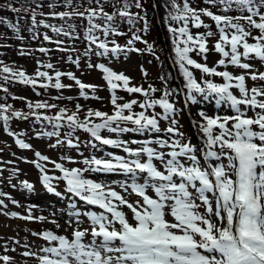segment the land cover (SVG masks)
Wrapping results in <instances>:
<instances>
[{"label":"snow or ice","instance_id":"1","mask_svg":"<svg viewBox=\"0 0 264 264\" xmlns=\"http://www.w3.org/2000/svg\"><path fill=\"white\" fill-rule=\"evenodd\" d=\"M72 0H66L67 4H71ZM216 3L217 0H210ZM219 3L225 5V11L230 9L233 4L239 10H247L249 15L243 17H229L225 15H217L206 9L197 11L189 6L185 0L182 7L173 0L172 7L175 14L170 13V18L174 21L182 22V26L178 28L169 27V31L174 36H179V40L173 41L176 45L175 52L177 62L179 63L182 74L185 77L188 89V100L196 102V96L193 92L201 94L204 100L215 99L219 106L228 103L231 109L236 113L234 116L224 117H208L201 112L206 123L200 124V130L204 133L205 147L204 159L206 167L201 166L195 152V146L190 143L181 144L179 140L157 139V143L161 148H170L167 153L157 151L155 148L148 146L151 141H144L143 146L138 149L127 147L122 142L113 139L102 138L99 134L101 129L107 128L111 132H140L155 131L160 132L157 116H146L145 113L124 115L123 110L132 108L136 104V100H132L122 105L117 104V97L114 92L112 95V103L115 106V112L107 115L101 111H88V116L101 117V123L92 124L82 122L76 113L66 117L68 125L73 130L82 128L91 133L96 139L103 144L123 147V151L128 153L132 159H126L123 156H113L111 160H101L93 158L86 161L90 165L92 171L107 173H122L128 179L120 184V187L127 191L129 188L141 199L134 203L129 202L120 193L112 188L101 185L90 179L83 177L81 169H65L61 164L56 163L55 167L63 173L62 178L66 181L67 191L79 197L88 205H96L103 211L100 213L88 211L84 215L92 222L90 243H84L83 238L87 233L85 230H74L72 239H68L64 235H56L52 231L42 233H34L40 235L49 242H58L55 246L45 247L42 251L45 255L39 258L40 264H264V101L258 100V96H264V89L252 88L249 90L245 86V76L243 74L233 76L228 71H217L216 68H209L205 64L197 63L193 60L189 53L198 51V54H205L209 51L206 38L215 35L208 31L204 34L193 36L189 30L188 24L191 20L196 28L205 27L201 20V15L210 17L216 22L217 29L220 34L219 40L215 43V50L224 58H229L228 63L243 69H250L249 63H242L241 57L249 58L254 54L256 58L264 60V14H261L259 8L264 5V0H259L256 4L254 0H219ZM137 7H140L137 0ZM11 7V6H9ZM125 7H128L125 5ZM17 11V9H12ZM74 13H58L61 17L70 16ZM84 16L85 13H75ZM97 15H103L107 21L113 20V15L104 13L103 8L97 10L89 9L88 20L91 27L87 30V38L93 44H96L102 52L97 55H107L109 52L118 54L123 51L121 46L115 44L109 48L106 42H98V38L91 35L94 29H103L104 35L107 36L111 31L113 34L122 35L116 31L110 24L99 25L93 23V18ZM121 16L129 18L132 23V17L127 11H121ZM259 16V22L254 19ZM35 23V13L32 16ZM246 20L248 24L258 29L260 35L253 37L254 43L248 42L251 32L245 30L239 23V20ZM236 22H233V21ZM229 30H231L229 32ZM53 31H61L53 28ZM46 40L48 36L44 37ZM141 37L134 35L132 40L128 41L131 46L133 41L140 40ZM183 47H180V44ZM226 46L230 47V51L225 50ZM243 48V52L239 48ZM132 51H140L139 49L130 48ZM149 50L151 46L149 45ZM40 51H45L40 49ZM219 65H225L226 60L220 59ZM187 66H193L209 75L220 76L224 79V83L217 84L212 81H205V87L198 83ZM51 68L52 65H47ZM92 67V65H89ZM104 75V79L108 82L109 89L114 90L117 84L113 81H122L125 90L129 93H141L146 97L140 107L153 108L158 105L163 109L162 119H167L169 115L174 114L175 108L169 102V92L165 91L159 99L148 98L149 91H157L151 85L148 90L142 87H130V78L123 73H116L103 64H98ZM4 72L11 71L5 67ZM40 77H49L47 72L36 73ZM62 73L56 72V83L54 87L57 89L65 87L60 82ZM69 78L75 79L76 84L81 88V95L85 93L83 89L92 88V85H85L76 79L72 73L66 74ZM19 78L24 83L35 84V80L26 77L24 72L19 73ZM253 80H264V73L259 75L252 73ZM46 87L47 85H42ZM236 88L240 92V97L235 96L230 89ZM240 105L249 106L252 109L259 108L261 112L256 113V117L248 118L246 113L241 110ZM31 107V105H30ZM36 108L54 107V105H46L37 103ZM4 108L0 105V110ZM79 108V105H77ZM65 110L61 109L55 118L43 117L50 122L55 119H61V113ZM15 117H24L21 112H13ZM33 115H36L33 113ZM0 118L4 121L9 119L0 111ZM26 118V117H24ZM41 117L36 116L39 120ZM120 121L131 122L136 127L127 128L120 127ZM229 121H232L231 128L228 127ZM113 123L116 127H113ZM175 120L172 121L174 125ZM252 125H257L259 131H253ZM56 123V128H59ZM214 128H219V133L214 134ZM164 131L174 135L182 136L174 127H168ZM15 135L14 133H10ZM44 135H59L58 131L44 133ZM259 140L260 143L255 141ZM16 143L21 148H30V145L21 139H17ZM59 143V141H57ZM72 143L71 140L68 141ZM218 147V151L216 148ZM145 155L146 160H141V155ZM36 156L40 160L47 161L48 157L42 156L39 152ZM166 156L168 157L166 159ZM181 158L186 159L189 163L185 164ZM209 158L221 161L226 158L228 163L225 164L208 163ZM159 160L163 165L164 171H161L154 163ZM38 168L42 166L37 163ZM141 174L143 182H138ZM179 178V182L176 181ZM234 177V178H233ZM48 175H43L42 180L49 192H53ZM24 187L31 190L32 185L24 182ZM151 188L155 193V198L148 195L147 189ZM189 188L194 189L199 200L206 206L208 214H214L219 221L218 226L211 220V215L205 216L196 211L199 207L194 199L193 193ZM208 193L212 194L215 199V207L209 199ZM60 195V193H56ZM114 201H118L114 203ZM170 202V203H169ZM127 206L132 212L130 222L126 214L120 210V206ZM170 209V214L174 217L175 222L166 219L165 209ZM110 213L111 216L106 215ZM16 216L17 213H11ZM79 216L80 213H75ZM22 219H33L31 215L21 217ZM38 219L43 220L44 217ZM79 223V221H77ZM119 224V228L115 227ZM199 236V240L196 237ZM97 238H100L99 243ZM119 241V246H114ZM199 249H204L208 253H218L219 255H204ZM118 253V255H111ZM24 255H34V253L25 252ZM4 261L10 258L7 256L0 257Z\"/></svg>","mask_w":264,"mask_h":264},{"label":"rangeland","instance_id":"2","mask_svg":"<svg viewBox=\"0 0 264 264\" xmlns=\"http://www.w3.org/2000/svg\"><path fill=\"white\" fill-rule=\"evenodd\" d=\"M77 2L81 4H86V0H75L71 2V4L72 3L74 4ZM25 3H22L21 0H0V8L8 9V10L17 9L16 12L22 14V16L20 14H17V15H19L23 20H26V21H29V19L33 20L32 16L34 12L35 22L39 24L44 21H50V20L53 21L54 19H57L54 14L65 11L64 8L67 7L66 6L67 3L65 0H39V3H41L42 7H46L50 5V6H53L52 9L35 7L32 5V2L29 3V0H26ZM20 4H23V5H20ZM26 6L28 8V11H26ZM91 6H93V8H87V7L85 8L86 18L88 17L89 9L97 10L99 12V9L103 8L104 13L111 14L113 15L114 18L117 17V15L121 11L129 10L128 9L129 7H127V8H121L117 11H110L106 6L102 5L101 3H93V5ZM147 8H151V6L148 5L143 14L147 12ZM211 8L218 10L220 7L211 6ZM152 9H153L152 12L155 13L156 11L157 14L160 10L159 6L156 3L154 4V8ZM67 12H71V11L67 10ZM75 12L76 11L73 12L74 13L73 15H70L71 18H74L75 16H77ZM262 12L263 13L261 14H264V11ZM130 14H134V13H130ZM200 18L204 24L214 23L208 16L201 15ZM93 19L97 21L100 20L102 22L101 23L102 26L106 25V23L109 22L107 21L106 17H104L103 15H97ZM254 19H256L259 22V17L254 18ZM233 22H236V21L234 20ZM240 24L242 26L245 25L244 22H240ZM49 26L50 25H48L47 27ZM86 30H87L86 26H82L81 29L77 28L75 31H72V34L75 33L78 36H81V34L84 33ZM127 30L128 31H125L126 33L131 32L130 33L131 36L127 40H132L134 33L138 32L139 29L135 30L133 28H128ZM160 31L162 33V36L165 37L164 31L162 28H160ZM248 31L251 32V36L248 37V42L254 43L255 40L253 39V37L259 36L260 32L258 29H255V28H251ZM36 32H40L38 33V37H41L44 33L47 34V31H43V29L41 28L36 30ZM141 32L142 31H139V33ZM196 33L204 34L207 32L203 29H199ZM8 34L9 33L7 32H0V104L3 105L4 108H7V109L3 108L0 111H3V113L8 115L9 118H14L16 120L20 119L23 121H32L35 123H41L43 121L50 123L49 120H45L43 119V117L46 116L49 118H55L57 116V113H54V112H59L57 108H49L50 111H52V112H49L47 110H44L43 108L38 109L35 107L37 103L42 104L43 97H36L33 93H31V90L32 89L45 90L44 89L45 87L42 86L45 84L42 82L49 83L47 90L54 91V93H57L53 95L52 97L53 99H57L58 101H65V100L69 101L70 98H72L73 96H76L75 101L77 102H80L81 99L83 98L93 99L92 103L94 104L89 103L90 105H97L96 108L92 109L93 112L101 111L103 113H106L107 115L114 114L116 109L112 103L113 92L115 96L117 97V101H116L117 104L122 105L132 100L137 101L136 104L132 105V108L130 111L128 109L123 110L124 115H129L130 112L131 114H136V113L143 111L144 113H149L148 115L150 116L154 113H158L162 111V108L158 105L154 106L153 108H143L142 109L140 107V103H143L146 97L142 95L141 93H129L127 90H125L122 81H113L118 86L116 89L110 90L108 82L103 78L102 70L98 69L96 65H94L93 67H89V65L88 66L86 65V60L90 58L85 57V54L87 51L93 48V45L87 43L84 39L81 38L83 41L81 40L76 41L74 40L76 36H74L73 34V35H68L70 37L69 40L63 41L62 44L56 43L55 45H52V44L48 45V44H44L41 42L26 43L32 37L28 38L27 36H23L21 37L22 41L18 44L16 43V40H18V38H14L17 36L13 34H9V35ZM147 35L149 36V39L147 41H145L144 39L143 44L139 43L138 41H133V44L135 42H138L139 45H141L142 47L149 48V45H150L151 48H156V40L154 38V35L152 34H147ZM219 38H220L219 34H215L213 36L207 37L206 46L208 47L209 51L206 53L207 54L206 58L194 57V60L197 63L205 64L207 65V67L212 68L213 65L218 62V58L214 54L218 52L215 50L214 46H215V43L219 40ZM117 40L119 42L124 41V39H117ZM106 41H109L111 42V44H113L112 39H106ZM36 48L44 49L45 51L38 52L37 50H40V49H36ZM241 48H239V50ZM55 49H59L58 53L60 57H63L62 59H58L56 57L57 54L55 52ZM166 49L168 53L171 54L169 51L168 45L166 46ZM225 50L229 51L230 47L226 46ZM45 52L47 53L50 52V54L49 55L43 54ZM219 55L220 57H222L220 53ZM21 57H25V58H21ZM163 58L165 57L164 56L160 57V59H163ZM168 63H172V65L174 66V62L172 60L168 61ZM49 64L52 65L51 68L47 67V65ZM5 67L9 68L11 71L4 72L3 69ZM107 67L115 71L118 74L123 73L124 75L128 76L130 78V81H129L130 87H133V86L142 87L145 90H148L149 86L153 85L154 75L158 73V69L154 68L155 67L154 62L151 60L147 64H144L143 66L136 63L135 60H130V61L121 60L118 63H110ZM217 70L227 71L230 69L222 68V69H217ZM21 71L25 73L26 77H31L33 80H35L36 83L29 84V83L22 82L19 78V73ZM38 71L47 72L49 77H51V79L49 80L47 77L37 76L36 73ZM56 72L62 73L60 77V82L63 85H65V87L60 88V89H57L56 87H54V84L56 83V76H55ZM198 72L200 75L203 74L201 71H198ZM231 72H232V75L234 76L243 74L245 76V86L248 89V84L246 83L248 76L245 73V71L241 70L239 72L238 71H231ZM231 72L229 71V73ZM67 73H72L76 79L80 80L85 85L93 84L92 86H94V89L85 88L83 89V91L86 95L80 96L79 93H81L82 91L81 88L79 87V85L76 84L75 79H71L66 75ZM198 79L199 78H197V80ZM175 80L180 82V79L178 77L177 79L176 77H174V81ZM253 83L257 89H263L260 83L254 82V81ZM184 90H185V87H184ZM184 90L183 88H181L182 102L185 105L184 107L186 111L184 108L183 109L186 115L185 118L187 119L186 121L185 119L183 120L186 122V125H183V126L168 125V127L171 126V127L176 128L178 130V133H182L183 135L182 136L174 135L172 133H168L164 131L156 135V139L159 138L163 140H168L169 143H171L172 140H179L181 144L190 143L191 145L195 146V149H196L195 154L198 160L200 161L201 166L206 167V162L204 159V151H207L206 147L204 146L206 137L204 136V133L200 130V124L206 123V121H204L203 117L200 114H198V111L196 112L194 105H191V103L188 102V99H186V93ZM231 91L235 96H237L238 98L240 97V92L238 89L232 88ZM249 94H251L250 91H249ZM258 97H259V100L264 101L263 96H258ZM148 98L154 99L153 92L149 91ZM169 100L171 101V97ZM173 101L171 102L172 104H173ZM30 105H31L32 111L30 110ZM221 107L222 106H220V108ZM44 108H48V107H44ZM241 108L246 113V117L253 118V119L256 117L257 112L255 109H252L251 107L245 106V105H241ZM17 111L24 114V117L26 118L13 116L12 113L17 112ZM33 113H35L36 115H33ZM68 115H71V114L61 115V119L59 121H56L55 119H53L51 123L54 125H56V123H59L60 127L67 128V129H70L71 131L77 132V129L73 130L72 128L69 127L67 119H66ZM205 115H207L208 117L229 116V115L222 114L219 112H216V113L210 112L209 115L208 114H205ZM36 116H40L41 118L37 120ZM77 117L79 118V120L83 119L82 122L90 121L89 124L101 123L99 121L103 119L101 117H95L94 115L91 116L93 117V119L90 118L88 116V111L82 116H77ZM165 122L166 121L164 119H160L158 122V125L162 128ZM123 123H130V122H127V121L119 122V124H123ZM231 125H232V121H229L228 127L231 128ZM255 129H256V126L253 125L252 130L258 131ZM200 131L202 135H200ZM219 131H220L219 128H214V134H218ZM28 132L30 133V128L16 127L13 130L11 129V133H14L15 135L11 134L12 136H7L10 141H3V138L5 137L0 134V154L5 152L4 150L6 149L5 147L16 146L15 138L24 137V140H27V137L25 136H27ZM129 142H134V141L130 140ZM42 146L43 145L41 144L38 147H36L34 150H39L41 152L46 153ZM129 146H131L132 149H138V148H141L143 145L139 143L135 145L132 144ZM152 147L155 148L157 151H161L164 153H167L169 150H171L170 148L169 150L166 149L167 147L165 148L159 147L158 149L157 147L154 146V144H152ZM48 150L51 151L52 148H49ZM216 150L217 151L219 150L218 147L216 148ZM58 151L60 152L61 150L59 149ZM46 154L47 156H50L51 159L55 158V160H57L56 157L54 156L55 154L54 155L52 153H46ZM2 158L3 157H1L0 155V211L2 212V214H7L9 218L10 217L12 218L11 213H15V212L20 213V217L14 216L16 217L14 219L21 226L26 227L25 230L27 234L26 238H27V244H28V245H24V243H22L15 247L12 246V248L10 247L9 249H3L0 244V254H1L0 256L2 257L4 255L10 258L8 261H5L6 263L8 264H32L33 262L32 260L34 259L35 255H39L42 252V249L45 248V247H37L35 245L34 243L35 236L40 237V235H34V233H41V231L44 229L45 230L50 229L54 234L64 235L68 239H72V233L74 230L87 229L88 231L83 239L86 240V243L91 242L92 222L87 216L84 215V213L88 211L82 208L83 204L78 203L77 201L76 203L74 202L72 205H70L71 207L73 206L78 207L77 212L80 213L79 216L75 214H72V215L69 214L70 216H65L67 212L72 213V210H70V208H65L64 206L65 202L62 203V205H60L61 207L57 209V204L56 202L53 201L54 197L48 198L46 196V194L49 192L48 189L43 188L42 186L40 188L39 176L34 174L36 172L35 169L33 170L32 168H30L25 163L24 159L22 161H19V165L13 166L11 164H6ZM146 158L147 157L143 154L140 157L142 161L146 160ZM167 158L168 157L166 156V159ZM12 159H18V156H14V157L12 156ZM181 159L183 160L185 164L189 163L186 159L184 158H181ZM58 161L62 163L65 169L70 170V169H73V167L77 169H81L80 168L81 166L77 167L71 164L70 167H67V165L64 162L60 160ZM79 162H81L80 158H79ZM153 162H155V164L161 171H164L163 165L161 164L159 160H154ZM221 162L225 164V166H227L228 161L226 158H222L221 161H216L213 158H209L208 160V163H212L213 165H215L216 163H221ZM87 169L89 172L92 171L91 168H87ZM87 174L88 173H86V175ZM114 174L115 173H113L109 177L103 176V179L106 180V182H103L104 185L110 188L114 187L115 191L120 193L125 199H127L131 203H134L136 200H138L137 195L133 193L130 188L127 191H125L124 189L120 187V184L124 181L122 182L118 181V179L114 176ZM25 177L32 185L31 190H29L28 188L24 190V192H26V196L33 194L31 191L37 192L38 195L43 194V197L46 196L47 199H45V204H49V205H47L48 207L45 210L35 209L34 207L37 206L36 203L27 201L28 200L27 197H24L23 194L19 196L15 193L18 189L21 188V182L23 178ZM175 179L177 182H179L178 177H176ZM138 182L142 183L143 180L139 179ZM9 186H12V188H9ZM41 189H44V190L42 191ZM147 191H150V193H152L155 196V193L151 188L147 189ZM189 191L193 193V199L195 203L199 206L196 209V211H198L199 213L205 216L211 215L212 222L216 223L219 226L221 221H219L214 214L207 213L206 206L199 200L194 189L189 188ZM207 195L209 196V199L211 200L213 207H215V199L212 197V194L208 193ZM55 196L60 197L59 195H55ZM41 199L42 198H38V200H41ZM114 203L118 204V201H114ZM120 210L125 212L130 222L134 223L132 219V212L130 209L127 208V206L121 205ZM93 212L100 213L99 210L96 208L93 210ZM165 212H166V219L169 220L170 222H175L174 217H172L170 214V209L166 208ZM41 214L44 215L45 219L43 220L38 219L39 217H42ZM29 215H31L33 219H22L21 218V217H26ZM106 215H109V217L111 216L110 213H106ZM77 221H79V223ZM5 226L3 224L0 225V239L2 238L6 239L7 237V235L6 236L2 235V231L5 230ZM115 227L119 228V224L117 223ZM7 231L9 230L7 229ZM196 239L199 240V236H197ZM99 241H100V238H97L98 243ZM114 246H119V241H116ZM199 251L204 255H209V256L219 255L218 253H208L204 249H199ZM25 252L34 253V255L26 256L24 255ZM111 255H118V253H113ZM0 262L2 263L1 260ZM38 263H40V261Z\"/></svg>","mask_w":264,"mask_h":264},{"label":"trees","instance_id":"3","mask_svg":"<svg viewBox=\"0 0 264 264\" xmlns=\"http://www.w3.org/2000/svg\"><path fill=\"white\" fill-rule=\"evenodd\" d=\"M66 1V0H65ZM75 0H72V2ZM22 3H25L26 0H21ZM32 2V5L38 8H47V9H52L53 6H46L42 7L41 3H39V0H29V3ZM185 0H175V3L179 5L180 7L183 6ZM256 4H259V0H254ZM28 3V4H29ZM60 3V2H59ZM93 3H101L102 5L106 6L110 11H117L121 8H127L125 5H127L129 10H126L128 13H134L130 14L132 17V23H129V18L126 16H121L120 13L117 15V17L113 18L112 22H107V24H110L113 28L116 29L117 32L122 33V35H116L113 34L111 31L107 36L104 35L103 29H94L91 35H94L98 38V42L100 41H106V39H112L115 44H118L121 46V49L123 51L119 52L118 54H112L109 52L107 55H97L98 52H102V49H99L96 44H93L89 41L87 38L88 35V29L91 27L88 21V17L86 16H80L76 14L74 18H71V16H65L61 17L59 15H55L57 19H54L53 21H44L39 24L37 22H32L33 20L29 19V21L23 20L19 15L20 14L16 11L13 10H8V9H3L0 8V32H7L9 34L16 35L18 40H16V43H20L21 37L27 36L32 37L29 39L28 42H41L44 44H52L55 45L56 43H63V41H68L69 36L68 35H73L76 36L74 40L76 41H83L84 39L87 43L92 44L93 48L90 49L89 51L86 52L85 57H89L90 59L86 60V65H98V64H103L105 67H107V62L108 61H114L117 59H120L122 57H131L134 56L137 60V62L140 65H144V62L148 63L150 60L154 62V68L158 69V73L154 75V82L152 87L155 88L157 91L153 92L154 99H159L165 91L169 92L168 100L171 97V103L173 100V105L175 108V112L172 115H169L167 119H164L166 122L163 124L162 129H167L168 125L172 126H183L185 125V122L182 117H184V110L182 111V93H181V88H183L186 85V80L184 75L181 72L179 63L177 62V56L175 52V47L176 45L173 43L174 39L179 40V36H174L172 32L169 31V27L173 28H178L182 26V22L174 21L170 18V13L175 14L174 9L172 7L173 0H139L140 7H137V0H86V4H81L79 2L77 3H72V4H66V8H64L65 11L70 10L71 12L68 13H85L86 14V7L87 8H93ZM157 4L159 6V12L158 14L152 12V8H154V4ZM187 3L189 4L190 7L193 9H196L197 11H200L202 9H206L208 11L213 12L214 14L217 15H225L229 17H243L249 15L247 10H239L235 4L232 5L230 9L225 11V5H222L219 3V0H217L216 3H211L210 0H187ZM26 4V3H25ZM23 5V4H20ZM151 6V8H147V12L145 14L144 11L147 6ZM146 6V7H145ZM211 6H218L220 7L218 10H215L211 8ZM141 9V10H139ZM26 11H28V8L26 6ZM260 13H263L264 11V5H261L259 8ZM58 14V13H57ZM22 16V14H20ZM259 16H255L254 18H258ZM210 18V17H209ZM211 19V18H210ZM212 20V19H211ZM214 23L213 24H206L208 25L207 28L205 27H200L196 28L193 26L191 20L189 21L188 27L193 36H196L198 33H196L199 29H203L206 32L211 31L215 34H219V31L217 29L216 22L212 20ZM240 22H244L245 25L243 26L245 30H249L252 27L248 24L246 20H239ZM93 23H98L101 25V21H97L93 19ZM50 25L49 27H47ZM82 26H86L87 30L81 34V36H78L77 34L73 33L72 31H75L77 28H80ZM242 26V25H241ZM39 28L43 29V31H47V34L44 33L41 37H38V33L36 30ZM53 28L60 29L61 31H53ZM128 28H133V29H139L138 32H135L134 35H138L141 37L140 40H136L139 43L143 44L144 39L147 41L149 39V36L147 34H152L154 35V38L156 40V48H149L147 47H142L139 45L138 42H135L131 46L128 44L127 40L131 36V32L126 33L125 31H128ZM160 28L163 29L165 37L162 36V33L160 31ZM139 31H142L139 33ZM231 30H229L230 32ZM8 34V35H9ZM220 35V34H219ZM48 36L49 39H45L44 37ZM258 37V36H257ZM82 38V39H81ZM117 39H124L123 42H119ZM86 43V44H87ZM108 44L109 48L113 47L114 44H111V42L106 41ZM113 45V46H111ZM169 46V51L171 54L168 53L166 46ZM180 47H183V44H180ZM130 48H135L139 49L140 51H132L129 50ZM40 49V48H36ZM35 49V50H36ZM155 49V50H154ZM40 52V50H37ZM230 51V50H229ZM240 52H243V48L239 50ZM55 52L57 54L58 59H62L63 57H60L59 55V49H55ZM43 54L49 55L50 52H45ZM218 61L220 59H225L226 63L225 65H219L218 63H215L212 68L217 69H222L225 68V66H228V68L231 71H241L244 70L245 73L248 76V79L246 83L248 84V90L250 91L252 88H256L254 86V82H258L264 87V80L261 79H256L253 80L251 78L252 73H255L259 75V73H264V60H260L259 58H256L254 54L250 55L249 58H244L241 57L242 63H249L251 65L250 69H243L238 66L232 65L228 63L229 58H224L220 57L219 53H214ZM207 55V54H206ZM161 56H164L165 58L160 59ZM189 56L194 60V57H201L205 58V54H198V51H193L189 53ZM220 57V58H219ZM25 58V57H21ZM173 61L174 66L172 63H168V61ZM58 61V60H56ZM189 71L192 72L193 77L195 80L201 84L202 87H205V81H212L213 83L217 84H222L224 83V79L220 76L216 75H209L207 73L202 72L200 69H197L193 66H187ZM100 69V68H98ZM256 69V71H255ZM101 70V69H100ZM198 71H201L203 74H199ZM222 72L221 70H217ZM103 72V71H102ZM104 73H103V78H104ZM234 76V75H233ZM174 77H177L180 79V82L177 80L174 81ZM197 78H199L197 80ZM45 85H47L44 89L45 90H39V89H32L31 93H33L36 97H43L42 104L46 105H54V107H48V108H43L44 110L50 111L49 108H57L58 111L63 108L65 110L64 113H61V115L65 114H73L76 113L77 116H80L79 113L82 115L85 114L87 111L92 110L97 107V105H90L94 104L92 103V99L90 98H83L81 99L80 102L75 101L76 96H73L70 98L69 101H58L57 99H53V95L57 94L54 93V91L47 90V87L49 86L48 82H42ZM178 83V85H177ZM93 85V84H90ZM91 89V88H87ZM185 93H186V99H188V89L185 87ZM80 96L81 93H79ZM86 95V94H85ZM84 95V96H85ZM193 95L196 96V102L193 103L192 101L188 100V102L191 103V105H194L195 110L197 109L198 113H205L204 109L207 110H214L213 108L207 107L209 105L212 106H217L215 99H209V100H204L203 96L201 94L193 92ZM48 96V97H46ZM1 105V104H0ZM77 105H79V108H77ZM74 106V107H72ZM7 109V108H4ZM40 109V108H38ZM31 110V107H30ZM32 111V110H31ZM59 112H54V113H59ZM149 113H145L146 116H148ZM4 115H6L4 113ZM156 116H162L163 115V109L162 111L158 112L155 114ZM232 115V114H230ZM8 116V115H6ZM93 119V117H90ZM91 119V120H92ZM83 119H80L82 121ZM175 120L176 123L173 125L172 121ZM93 121V120H92ZM89 122V121H85ZM99 122H102L99 121ZM92 124H89V127H91ZM120 127H127V128H134L136 127L133 125L131 122L130 123H123L119 124ZM4 127H7L9 131L11 129H15L16 127H25V128H30V133H27V140L31 141L34 144V147H37L41 143L44 144V142L53 147L60 156L58 158L62 159L65 161L67 164H70V159L73 158L74 161H76V158H83L82 161H85L84 156H88L92 154L94 151L95 153H107L113 150H116L115 146L112 145H106L103 144L100 140H96L90 132L82 129V128H76V131H71L70 129L67 128H62L59 126V128H56V125L52 124L51 122L48 123L46 121H43L41 123H35L32 121H23V120H16L14 118H9L7 121H4L2 118H0V134L4 136L3 141H10L8 139L7 133H4ZM113 127H116V124H113ZM105 130V131H104ZM53 131H58L59 135H53V136H48L44 135V133L48 132H53ZM164 132V130L162 131ZM132 131L129 132H111L107 128L101 129L99 134L102 138H112L114 140H117L119 142H122L123 144L128 143V139H130L132 136ZM140 135L142 138L143 136L149 137L151 136L150 134H153L154 132L151 131H145L143 133L136 132ZM160 132H157L156 134H159ZM201 135V131H200ZM155 136V135H154ZM153 136V137H154ZM21 140H24V137L21 138ZM71 140L72 143L69 144L68 141ZM59 141V143H57ZM5 143V142H4ZM32 146L30 145V148L28 149H23L19 148L17 146L14 147H5L6 149L4 153L0 154L2 159L5 161L6 164H11V165H19V161H22L23 159H32V162H34V165L36 166L39 159L37 158L36 154L34 153V149L31 148ZM58 149H60L62 152H59ZM12 156H18V159H12ZM102 156V155H100ZM107 156V155H106ZM126 156H129V154H126ZM109 157V156H107ZM43 168V167H42ZM44 169V168H43ZM43 175V174H42ZM51 178V177H50ZM55 178V177H54ZM128 181L130 179L126 178ZM56 181L58 183L64 184L65 188L67 189V184L66 181H63L60 178H56ZM9 188H12V186H9ZM67 193V190H65ZM71 194V193H70ZM71 197H74L73 194H71ZM88 208L91 206L86 204ZM6 223V225L9 227L8 230L12 233V229L16 231V224L17 221L12 217L8 218L2 214L0 211V224L1 223ZM8 231H4V235H7ZM13 240L17 241L18 240V235L17 233H12Z\"/></svg>","mask_w":264,"mask_h":264},{"label":"bare ground","instance_id":"4","mask_svg":"<svg viewBox=\"0 0 264 264\" xmlns=\"http://www.w3.org/2000/svg\"><path fill=\"white\" fill-rule=\"evenodd\" d=\"M72 107H74V106H72ZM62 109H63V108H62ZM79 115H80V116H82V114H81V113H79Z\"/></svg>","mask_w":264,"mask_h":264}]
</instances>
